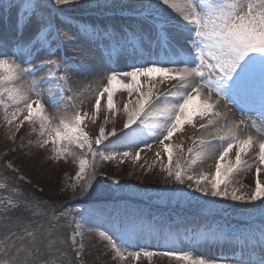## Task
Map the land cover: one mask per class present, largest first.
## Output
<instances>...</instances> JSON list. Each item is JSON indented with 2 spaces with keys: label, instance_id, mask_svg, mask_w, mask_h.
Returning <instances> with one entry per match:
<instances>
[{
  "label": "snow or ice",
  "instance_id": "6c2138e0",
  "mask_svg": "<svg viewBox=\"0 0 264 264\" xmlns=\"http://www.w3.org/2000/svg\"><path fill=\"white\" fill-rule=\"evenodd\" d=\"M5 20L9 28L0 37L4 122L16 132L28 123L41 138L37 140L40 147L51 144L52 159L71 155L67 145L90 156L91 160L79 158L78 185L71 187L80 197L99 194V206L82 210L83 223L77 222L72 235L64 238L60 234L64 226L57 223L63 212L49 217L39 202L0 199V264H82V229L93 214L112 218L114 234L102 231L100 237L116 261L159 255L179 264H264V132H260L264 128V0H0V23ZM69 51L75 54L72 59ZM39 73L45 75L38 80ZM74 75L95 79L93 120L105 94L107 110L113 114L117 91H127L129 97L137 94L123 105L127 119L122 134L100 126L94 139L89 136L85 121L90 113L81 111L83 93L73 88ZM169 81L176 83L159 91ZM41 82L53 86L49 88L52 104L63 112L58 123L48 113ZM233 108L241 113L239 119L233 117ZM196 116L204 121L200 129L213 128L209 136L219 143L199 138L201 150L187 166L179 159L173 163V146L164 142L171 141L185 124L195 128ZM247 128L260 134L244 133ZM109 137L117 139L104 144ZM145 137H157L164 146L168 164L162 171L175 185L187 181L192 192L219 198L200 200L180 187L157 194L169 203L195 201L199 219L178 217L169 223L143 213L121 212L104 202L109 198L105 193L123 191L118 180L113 181L116 188L94 187L97 157L101 161L120 157L123 162L131 153L118 151L117 143L134 148L143 141L150 150ZM11 138L15 139L14 133ZM140 151L133 157L136 161ZM207 158L215 159V174L211 178L191 174L192 166ZM253 172L251 186L238 179ZM245 187L250 191H242ZM12 191L19 193L15 187ZM221 200L242 205L233 210L245 222L233 224L225 219L221 214L230 205ZM145 239L165 246L187 243L189 250L181 254L128 250ZM225 245L235 251L215 258L193 254Z\"/></svg>",
  "mask_w": 264,
  "mask_h": 264
},
{
  "label": "rangeland",
  "instance_id": "374dc122",
  "mask_svg": "<svg viewBox=\"0 0 264 264\" xmlns=\"http://www.w3.org/2000/svg\"><path fill=\"white\" fill-rule=\"evenodd\" d=\"M8 28L9 26L6 20L0 23V37L6 34ZM74 55L72 51L68 52L70 59ZM75 58L79 59L78 57ZM97 59L99 58L97 57ZM118 66L123 67L122 64ZM46 72L47 69L45 70ZM45 73H39L36 79L39 80L40 76L45 75ZM139 82H143L141 78ZM41 83V94L45 104L48 106V113L56 117L54 122L58 123L59 117L63 115V112L52 104V96L49 93V88L53 86L43 82ZM95 83L93 77L73 76V88L83 93L81 97L83 104L80 105L81 111L90 113L89 118L85 121V131L93 139L99 134L100 126H104L106 132L115 128L118 134H122L123 124L127 119L123 111V105L128 103L129 99L134 101L137 98V94L133 92L131 97H129L127 91H124L121 96H114L113 99L116 106L115 114L107 110V98L104 99L101 103L98 116L93 120L91 114L94 113L95 99L97 96V92L94 91L95 88L93 87ZM53 91H55L54 88ZM56 98L59 97L57 96ZM232 113L239 119L240 112L233 108ZM105 117L108 119L107 124H104ZM198 117L196 116L193 119V123L196 125L195 128L190 124H185L182 131L178 132L171 141L164 142L165 144L170 143L173 146V163L179 159L182 166H187L188 161L194 158L195 154L201 150L199 138L208 140L206 137L198 136L203 130L197 126V122L195 123ZM38 127L37 125V129ZM133 127H136V125H133ZM209 129L211 130L212 128H207L206 130ZM243 131L246 133L250 132L254 135L260 134L256 129L252 128L243 129ZM260 132H264V128H261ZM13 133L15 134V139L11 138ZM38 139H41L38 133L33 132L28 123H25L16 132L14 126H9L4 122L3 112L0 110V184L5 185L4 188H0V199L5 197H11L13 200L27 198L28 200L39 202L41 209H47L49 217L53 213L60 216V213L63 212L64 215L60 216L57 223L64 226L60 234L64 238H68L72 235L76 223H83L80 215L82 210L99 206V194L88 199L87 197L75 195L71 187L73 184L78 185V182L75 180V174L78 171L79 158L84 157L91 160V157L85 156V153L74 145H67L66 147L72 153L71 155L62 156L59 159H52L51 144L46 147H40L37 144ZM116 139V137H109V140L104 141V144H108L109 141H116ZM145 140L151 143L150 150L145 146L143 141L134 148L117 143L118 151H129L131 153L130 157L123 159V162L120 157L112 161H101L99 157L96 158L97 175L93 181L94 187L97 184H101L116 188L118 185L113 183L116 180L120 182L119 186H123V191L121 192L105 193L109 198L104 202L110 207L120 209L121 212L143 213L146 218L164 220L169 223L176 221L178 217H185L189 221L199 219L201 213L195 201L191 204L186 202L177 204L176 202L169 203L162 201L158 198L157 194L165 188L180 187L187 192H192V189L187 187V181L185 185H175L167 176V173L162 171V168L168 164V157L163 151L164 146L159 144L158 138L145 137ZM211 142L213 144L219 143L214 139ZM104 144H101L99 147L103 149ZM94 147L96 146L94 145ZM189 148L193 149L191 154L188 152ZM140 149H143V151H140ZM137 151H140L141 158L139 161L133 158ZM218 151V148L215 149L217 154ZM157 152L160 153L159 158L156 156ZM191 174L195 176L206 174L211 178L215 174V159L207 158L198 161L192 166ZM238 179H241L243 184L251 186L254 184V172L247 173L244 177ZM13 187L18 189L19 193L13 192ZM76 190L78 191V186ZM229 190H231V187ZM242 191H250V188L245 187ZM21 193L23 194L22 196L20 195ZM192 195L200 200L219 199L203 197L200 193L195 192H192ZM84 201H87V203ZM220 203L230 205L227 212L221 214L225 219L230 220L233 224H243L245 222L244 218L233 210L234 208L242 207V205L222 200ZM217 218L219 219V217ZM69 222H71V228L68 227ZM82 230L85 233L83 240L85 253L82 264H179L174 258L159 255L150 259L141 256L137 260L134 257L126 256V259L121 261L113 260L112 256L114 254L111 253L107 242L103 241L100 237L102 231L107 234H114L112 218L107 215L101 217L93 214L89 216ZM79 239L80 237H77L78 241ZM141 249L181 254L188 251L189 247L183 248L182 244L165 246L162 243L158 244L155 239H145L135 248H129L128 250L135 251ZM233 251H235L234 248L225 245L223 248L197 249L193 251V254L200 253L215 258L221 255H231Z\"/></svg>",
  "mask_w": 264,
  "mask_h": 264
},
{
  "label": "bare ground",
  "instance_id": "6f19581e",
  "mask_svg": "<svg viewBox=\"0 0 264 264\" xmlns=\"http://www.w3.org/2000/svg\"><path fill=\"white\" fill-rule=\"evenodd\" d=\"M170 12H171V10H170ZM172 14L175 15V13H172ZM141 80H142L143 82H141V83L139 82V83H140V84H144V83H145L144 78H141ZM125 82H126V81H125ZM126 83H128V82H126ZM175 83H176L175 81H169V82H166L165 84L159 86V91H161V92L166 91L168 88L172 87V85L175 84ZM93 87L96 89V83L94 84ZM115 87L119 88L118 85H116ZM123 93H124V91H117V92L115 93L114 96H117V95H118V96H121ZM106 98H107V94H105V96L101 99V103H102V101H103L104 99H106ZM154 98H155V97H154ZM196 103H198V101H197ZM233 117H234L235 119H238V118L236 117L235 114L233 115ZM196 122H197V123H196ZM203 122H204V121H201L199 117L197 118V121H195V123L197 124V126H199V125H200L201 123H203ZM212 132H214V129H213V128H212L211 130H210V129H209V130L203 129V130L201 131V133L198 134V136H203V137H206L208 140H213L212 137L209 136V133H212ZM243 132H244V131H243ZM244 133H246V132H244Z\"/></svg>",
  "mask_w": 264,
  "mask_h": 264
},
{
  "label": "trees",
  "instance_id": "16d2710c",
  "mask_svg": "<svg viewBox=\"0 0 264 264\" xmlns=\"http://www.w3.org/2000/svg\"><path fill=\"white\" fill-rule=\"evenodd\" d=\"M71 207V206H70ZM54 208H58V207H54Z\"/></svg>",
  "mask_w": 264,
  "mask_h": 264
}]
</instances>
